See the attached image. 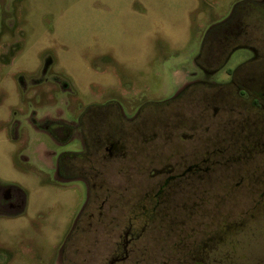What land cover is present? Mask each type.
Listing matches in <instances>:
<instances>
[{
	"label": "rangeland",
	"instance_id": "obj_1",
	"mask_svg": "<svg viewBox=\"0 0 264 264\" xmlns=\"http://www.w3.org/2000/svg\"><path fill=\"white\" fill-rule=\"evenodd\" d=\"M239 2L249 37L238 40L262 52L264 4L255 0H0V183L17 184L27 198L23 213L0 216V264H109L124 253L117 264H264V138L242 152L240 142L214 139L232 147L221 156L227 170L219 167L216 182L203 187L194 215L180 214L183 232L170 234L160 218L143 228L144 196L164 175L151 171L145 154L135 156L165 139L135 137L150 108L129 119L146 104L166 103L194 78L229 79L230 68L250 58L240 48L225 64L231 45L223 44L216 59L199 57L208 30ZM246 66L254 76L264 69L255 60L238 77ZM200 93L210 91L201 86ZM100 104L112 119L120 106L123 132L116 136L125 147L109 150L108 143L89 154L97 181L59 180V156L83 152V139L76 131L60 144L38 123L77 124L92 105L83 119L90 123L102 115L94 106ZM200 126L213 131L219 124L208 118ZM214 140L202 137L201 152ZM177 141L171 148L192 147L189 138ZM131 220L136 231L126 237Z\"/></svg>",
	"mask_w": 264,
	"mask_h": 264
},
{
	"label": "flooded vegetation",
	"instance_id": "obj_2",
	"mask_svg": "<svg viewBox=\"0 0 264 264\" xmlns=\"http://www.w3.org/2000/svg\"><path fill=\"white\" fill-rule=\"evenodd\" d=\"M257 1L264 4V0H255V2ZM240 4L241 2L233 6L227 19L211 27L214 29V36H221V39L214 46L210 59H216L214 51L222 44L227 47L231 45L225 64L232 52L240 48L250 52V58L235 68H230L229 79L225 81L201 84L194 78L183 85L175 97L166 103L153 105V107H148L146 104L139 109L136 116L129 118L136 121L142 108H150L151 112L145 122L146 124H142L145 128H141V126L139 130L136 129L135 137H145L152 140L165 139L160 148L158 144L156 147L153 146L155 144L153 141L150 142L149 147H145L144 153L138 152V149L135 153L136 158H138L139 153L145 154L146 164L151 171L160 172L161 175H164V178L158 183V187L147 191L144 196L146 205L140 215L146 218L145 227H143L145 229H153L155 219L160 218L162 220L161 227L164 228L165 233L183 232V223L178 220L180 214L183 216L184 212H187V216L194 215L193 213L198 208L196 203L201 197L203 187L206 184L211 185L216 182L214 173L221 170L219 167L224 166L225 168L222 169L226 171L227 165H229V159L221 156L225 151L231 150L232 147L228 145L217 146L219 144L214 139L231 140L234 141L233 144H237L236 141L240 142L239 151L242 152L249 148L252 140L264 138V69L257 76H254V74H250L246 66V70L243 71L244 74L238 77L240 69L244 65L253 63L255 60L264 63V46L262 52H259L256 47L242 44V41L239 42L245 34L247 38L249 37L247 16L242 10L243 7L240 8ZM258 18L259 23L264 27V7L259 10ZM217 26L220 28H215ZM258 39L264 43V30L258 35ZM217 70L219 69L209 70L208 74L212 75ZM201 86L210 91L205 97L200 93ZM178 101L180 102L175 107L169 109L168 104ZM208 118L219 126L213 131H201L200 123ZM70 124L75 126L76 131L81 134L86 149L84 133L78 128L79 122ZM229 124L234 125L230 126ZM97 136L98 144L102 145L103 133L99 132ZM202 137L214 140L208 142L203 152L199 146V140ZM184 138L192 140V147L179 148L180 150L171 148L174 140H178V144L179 140ZM121 141L120 136L116 137V141L110 143L108 149L115 148L117 151H121L125 147ZM176 148L178 147L176 146ZM135 164L137 163L135 162ZM78 179L85 180L83 178ZM85 181L87 182V180ZM210 185L208 187H211ZM26 200L24 191L17 184L0 183V216L20 215L25 210ZM131 219L133 220L135 217H131ZM132 220L125 231L126 237L136 231V226ZM129 242L130 239L127 240L124 249ZM206 246V244L201 246L198 251H206ZM201 251L200 254L202 255ZM126 257L127 254L115 256L109 264L123 263L126 261ZM203 261L204 258H200L199 262ZM199 262L197 260V263ZM189 263L194 264L192 262L186 264Z\"/></svg>",
	"mask_w": 264,
	"mask_h": 264
},
{
	"label": "trees",
	"instance_id": "obj_3",
	"mask_svg": "<svg viewBox=\"0 0 264 264\" xmlns=\"http://www.w3.org/2000/svg\"><path fill=\"white\" fill-rule=\"evenodd\" d=\"M215 28H220L219 26ZM221 36H214V29H209L202 44L200 56L204 57L206 60L211 58L212 51L214 46L219 43ZM97 109L103 110L102 115L100 112H96L98 118L93 120V122L88 123L84 116L93 106H89L86 111L80 117L78 128L84 133V141L86 145V149L84 152H65L62 153L57 161V175L59 179L62 180H72L83 178L89 182H93V180L97 181L99 179V174L92 173V161L89 158V154L95 155L94 151H100L103 146H107L108 143H113L116 140V132L119 129L123 132V119L120 111V106L118 104L115 105V111L118 113V116L113 118L108 115L106 116V111L104 112L106 107L105 105H94ZM94 109V110H97ZM110 110V107H109ZM108 110V113L110 112ZM111 113V112H110ZM39 126L50 134L58 143H67L69 142L75 131L76 127L70 123H67L62 120H52L46 119L45 121L38 123ZM115 130V131H114ZM117 130V131H116ZM99 132L103 133V144H98L97 134ZM91 161V162H89ZM89 162V163H88ZM89 165V166H88ZM146 222V220H145ZM145 224V223H144ZM198 251V249H197ZM126 255V253H124ZM127 259V257H126ZM186 264V263H180Z\"/></svg>",
	"mask_w": 264,
	"mask_h": 264
}]
</instances>
